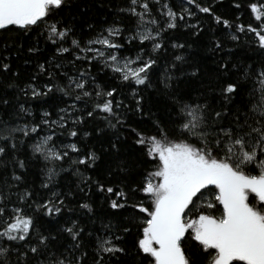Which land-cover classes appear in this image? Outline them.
<instances>
[{
	"label": "snow or ice",
	"instance_id": "snow-or-ice-1",
	"mask_svg": "<svg viewBox=\"0 0 264 264\" xmlns=\"http://www.w3.org/2000/svg\"><path fill=\"white\" fill-rule=\"evenodd\" d=\"M73 4L74 0H0V30L17 26L25 35L35 31L56 46V53L71 56L68 63L76 68L74 75L63 73L67 80L64 87L49 82L39 88L31 83L19 89L25 97L37 99L57 89L69 96L71 103L58 110L56 119L45 111L39 121L20 123L32 109L19 103L17 110L9 111L14 106L6 94L0 95V264H112L113 258L117 264H125L122 257L130 258L127 264H144L145 260L148 264H264V60L240 65L221 58L216 61L215 79L196 88L193 95L179 88V76L174 73L186 75L180 67L185 57L175 55L153 84L152 74L168 48L185 47L167 33L178 27V20L196 15L188 5L210 14L217 24L231 28L232 22L199 0H184L179 10L168 0H127V6L119 11L134 18L130 28L122 21L114 22L85 40L75 34ZM154 4L159 7L154 9ZM248 8L260 23H241L236 30L254 34L251 43L264 53V0H253ZM184 27L195 29L196 36L202 31L199 20ZM89 28L94 30L91 25ZM231 38L238 42L240 36L234 32ZM125 44L133 46L129 54H123ZM212 44L216 51L224 48L215 37ZM3 47L9 51L7 43ZM133 49L138 50L131 54ZM28 51L39 49L33 46ZM9 58L10 54L0 57V71L11 70L10 63L3 62ZM96 64L102 65L100 72L111 73L115 86L96 83L99 77L91 73ZM62 68L63 63H56L54 57L52 62L38 65L32 80L44 73L55 81ZM233 69L238 73L235 78ZM199 72L194 67L191 77ZM158 84L163 85L167 103L162 111L146 109L143 91ZM122 88L131 89L132 105L119 98ZM128 112L146 116L150 129L133 127L128 123ZM94 118L109 128L126 126L133 145L140 146L154 164L138 183L121 184L119 190L95 181L101 192L116 197L109 200L111 209L130 213L116 223L110 218L103 225L105 234H96L91 248L85 244V227L78 220L66 221L60 231L71 237L72 244L65 247L59 243V233L45 234L36 227L34 214H61L66 207L61 194L53 193L43 203L35 201L34 191L21 188L24 177L19 170L26 165L14 153L19 145L36 137L31 144L33 156L39 154L52 165L44 170L42 187L47 188L58 175L56 166L65 160L87 167L100 159L95 150H82L77 143H57L54 139L65 132L77 137L76 126ZM41 132L46 134L41 136ZM119 145L120 137L116 136L109 148L119 152ZM69 150L77 159H71ZM8 165H12L10 172ZM117 169L127 172V161H120ZM76 172L82 184L91 181L79 167ZM80 207L93 211L91 203ZM134 232L136 239L130 250L127 237Z\"/></svg>",
	"mask_w": 264,
	"mask_h": 264
},
{
	"label": "trees",
	"instance_id": "trees-1",
	"mask_svg": "<svg viewBox=\"0 0 264 264\" xmlns=\"http://www.w3.org/2000/svg\"><path fill=\"white\" fill-rule=\"evenodd\" d=\"M174 8L179 10L183 5L184 0H168ZM206 6H211L213 11L221 15L223 18L232 22V27L228 28L223 24H217L210 14L199 12L193 5H188L196 12L192 18L185 17L184 21H177L178 27L169 30L168 37L173 38L176 42L184 44L183 49L168 48L167 53L163 54L159 65L152 74L153 84H157L158 77L164 74V70L168 64L172 63L175 55H183L185 63L181 65V71L186 75L181 76L180 72L174 73L179 76V88L184 91H192L198 87L203 88L209 82L213 81L217 76L216 61L223 58L224 60L231 59L232 63L243 65L244 63L257 64L264 60V53H261L254 43V34L252 33H239L236 26L239 24H252L258 26L260 23L254 18L250 12L248 5L253 0H199ZM239 3L240 8L235 7ZM127 6V0H74L71 9L72 23L75 29L77 38L83 37L88 39L93 36L96 31L103 27H108L114 22H123L124 27L130 28L134 24V18L128 16L126 13H121L119 10ZM159 5L154 4V9ZM63 14V13H62ZM197 20L200 21L202 31L199 36L193 35L195 29L185 28L184 24H196ZM93 26L94 30H90L89 26ZM240 36L239 41H233L231 38L232 33ZM127 32L124 36L127 37ZM213 37L220 39L224 45L222 51H216L213 48ZM39 40V43H37ZM124 43V40L120 41ZM8 44L9 51H4V44ZM23 45L21 48L20 46ZM190 45V47H189ZM36 46L39 51L29 52L28 48ZM64 46H69L65 44ZM55 45L51 41H45L44 36H37L35 31L25 35L22 31L17 29V26H9L8 30H0V57L10 54V58L3 62H8L11 65L9 72L0 71V95L6 94L10 99L13 108L9 111L18 109L19 103H23L26 108H31L30 113L24 114L25 118L20 123L28 122L29 120L39 121L45 111L52 113V119L57 118V112L60 108H64L66 104L71 103V98L66 96L64 92L54 90L48 96L40 98H32L30 95L25 97L20 91L26 84L35 83L36 86L42 87L43 84L53 82L57 83L59 87H64L67 84L66 78L63 73L74 75L76 68L68 63L72 59L68 54L60 55L55 52ZM145 47L150 48L148 42H145ZM20 49L17 51V49ZM133 46L125 44V51L123 54H129V49ZM138 49H133L131 54H134ZM231 50V51H229ZM55 57L56 63H63V68L57 74L55 81H52L46 74L40 73L35 81L32 76L38 73V65L40 63L52 62ZM79 67H86L84 64H79ZM102 67L96 64L91 73L93 76L98 75L96 83L99 84H112L115 86L116 81L112 79L111 73L105 75L100 72ZM194 67L200 69L196 77H191ZM49 70H52L49 68ZM231 75L235 78L238 73L233 69ZM13 85L8 87L7 85ZM19 87H16V86ZM138 89H143L144 86H136ZM258 87V85H257ZM91 90V85H89ZM122 97L126 105H132L131 89L122 88ZM145 96V108L151 107L153 111L164 109L167 103V96L164 95L162 84H158L156 88H148L143 91ZM84 107L83 103L79 105ZM82 114V113H78ZM128 123L133 127H142L144 130L150 129L151 125L148 118L141 117L139 114L127 113ZM7 119V117H5ZM126 126H120L119 129L109 128L106 122L101 121L99 118L86 120L84 124L76 126L78 132L77 137L64 136L54 138L57 143L69 144L77 143L78 146L84 150H95L100 156V159L95 165L89 164L87 167L73 165L71 160H65L58 164L56 175L53 182L47 188L42 187L46 180L45 166L51 167L47 161L37 154L33 156L31 144L36 139L35 136L31 140H27L25 144L19 145V151L14 153L19 159L25 161V168L19 170V174L24 177L21 188L28 187L30 191H34L33 199L39 203L52 197L53 193H60L61 198L65 202V209L59 215L47 216L45 213L37 211L35 214L37 224L36 227L47 234L51 231L53 234H60L59 243L62 246L69 247L72 244L71 237L67 233L60 230L64 227L65 222L69 220H78L80 224L85 227V244L90 248L94 246L95 235H104L105 229L103 225L109 222L111 218L113 223L118 222L123 217L129 215L130 210H113L109 207V200L116 198L111 194L101 192L95 181L99 180L106 186H116L119 190L121 184H134L138 183L143 173L146 170L153 168V161H150L143 154V150L138 145H133V136L130 132L125 130ZM97 128L102 131H97ZM90 133L85 136L84 133ZM46 132H41V136ZM116 136L120 137V151L116 152L109 148V143L115 139ZM69 156L72 160L77 159L74 152L69 150ZM120 161H127L129 170L127 172H120L117 169V164ZM79 167L81 173L91 177V181L85 185L82 184L81 176L77 174L76 169ZM12 165H8L9 172ZM63 168V171L60 169ZM111 171L113 175L109 177L107 174ZM131 195V193H130ZM29 203H32L30 200ZM83 203H91L93 211L89 212L87 209L80 207ZM93 233L92 237H88L87 233ZM136 239V233L127 237V246L131 250L133 243ZM198 243V242H197ZM122 261L127 264L130 260L129 257H122ZM112 264H117L115 258ZM144 264H148L145 260Z\"/></svg>",
	"mask_w": 264,
	"mask_h": 264
},
{
	"label": "flooded vegetation",
	"instance_id": "flooded-vegetation-1",
	"mask_svg": "<svg viewBox=\"0 0 264 264\" xmlns=\"http://www.w3.org/2000/svg\"><path fill=\"white\" fill-rule=\"evenodd\" d=\"M234 264H245V262H234Z\"/></svg>",
	"mask_w": 264,
	"mask_h": 264
}]
</instances>
